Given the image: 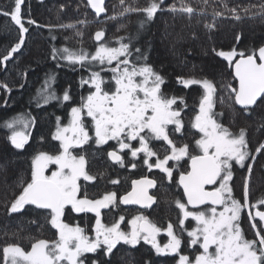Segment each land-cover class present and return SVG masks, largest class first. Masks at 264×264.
Instances as JSON below:
<instances>
[{
  "label": "snow or ice",
  "instance_id": "1",
  "mask_svg": "<svg viewBox=\"0 0 264 264\" xmlns=\"http://www.w3.org/2000/svg\"><path fill=\"white\" fill-rule=\"evenodd\" d=\"M162 3L163 0L159 2L151 0L144 8L125 6L119 15L131 12L144 13L145 19L140 22L143 27L147 21L154 18L158 10H164L161 8ZM22 4L23 0H14L10 10L0 9V15L10 18L19 29V42L0 58V64L8 61L25 42V34L29 29L25 27L22 19ZM88 4L97 16L105 11L103 0H88ZM120 4L125 5V0H120ZM167 10L174 14L186 13L189 16L195 11L193 7L185 4L184 0H180L179 7L172 4ZM231 11L235 19H241L236 14V9ZM245 12L249 10L245 9ZM260 14H264V6H261ZM214 15L219 17L223 14L216 12ZM26 22L30 25L36 23L32 19ZM214 26L205 25L209 30ZM59 27L75 26L70 24ZM76 34L82 36L79 31ZM104 36L103 30L95 32L94 38L98 46L94 53L83 47L57 49L53 46L51 49L53 60L62 59L69 65L89 68V78L87 80L82 78L81 83L90 84L94 91H90L86 97H81L79 106L71 108L67 125L61 126L60 118L57 117V127L52 139L59 141L58 153L53 155L39 152L33 157L31 181L23 187L8 208L9 214L21 212L26 205L47 210V223L55 229L56 238L51 241L36 239L31 243L30 250H25L19 245H7L2 250L4 264H86L85 254H96L98 250H103L104 256L110 258L119 243L135 247L141 240L151 245L158 255H178L177 264H264V235L256 230L257 225L253 223L252 228L256 230L255 239H246L240 225L242 209L249 207V184L253 170V165L246 164L245 161L249 158L255 161L257 158L249 151L246 129L241 128L238 134H235L218 122L216 116L222 114L213 111L216 88L210 80L178 77V82L185 87L200 85L204 93L199 102V111L191 122V127L201 134L194 140L198 152L192 154L188 144L177 146L170 138L169 126L174 125L176 133H180L184 127L181 110L173 107L178 100L185 103L183 97H168L162 91V85L165 84L163 75L151 65L139 63L141 60L146 61L147 57L140 48H134L131 35L127 38H117L118 47L101 42ZM52 39L55 40V37ZM125 39L128 42H124ZM239 39L238 35L237 40ZM217 54L230 65L234 63V74L239 86L228 87L235 96V104L250 114L253 106L264 101V46L249 55L243 52L238 54L235 49L229 52L221 50ZM236 55L240 58L234 61ZM57 67H60L59 62ZM96 67H99V71L93 70ZM101 72H110L112 74L110 80H105ZM50 80H54V76L49 75L43 89L38 90L45 103L61 99L49 88ZM108 84H113L114 89L111 87L106 89L105 85ZM4 87L7 89V85ZM70 99V92L65 89L62 100ZM85 114L91 120L94 137L89 134L86 127ZM34 123V118L24 117L5 122V126L11 130L9 140L16 149H23L28 143L30 133L26 130ZM92 140L97 146L116 141L118 151L110 150L107 156L121 167L125 166V162L119 153L127 149L133 159L143 153V164L149 171L153 168L159 169L169 181L173 179V169L168 166L169 161L178 163L185 157L190 160V170L182 172L178 180V184L183 188L186 203L181 199H176L174 203L182 214L179 224L182 231L187 232L189 247L199 245L202 249L194 259L180 254L182 239L172 223H168L166 229H161L141 214L127 221L130 230L126 232L121 228L124 216L114 220L110 226L102 222L101 210L116 206L117 201L123 205L150 207L156 202V198L149 195L148 190L156 187L157 181L148 177L133 180L131 190L119 197L114 191L106 192L96 199L89 198L87 194L81 197L80 179L94 181L96 177L86 170V157L74 154L73 149L81 148ZM152 140L163 141L168 146L164 149L162 159L158 152L150 147ZM135 141H138V147L133 144ZM255 152L264 154V142L256 147ZM154 156L156 160L153 163L151 158ZM233 161L236 165L247 167L249 173L244 179L243 202L233 197V189L229 183L233 179ZM49 165H55V170L46 175ZM130 167L136 168L137 164L131 163ZM110 183L118 184L119 181L111 180ZM206 186L213 187L208 190ZM258 203L264 204V199ZM189 205L194 209L202 205L209 207L192 211L189 210ZM68 209L76 214L95 215V223L92 226L94 238L87 235L86 229L79 224L71 226L64 222L62 218ZM255 215L259 221L264 222V211H257ZM189 217L196 223L191 230L184 228L185 220ZM249 219H253L251 214ZM161 231H166L169 237L168 243L163 247L157 242V235ZM212 248L214 251H210ZM92 264H99V261L93 260Z\"/></svg>",
  "mask_w": 264,
  "mask_h": 264
},
{
  "label": "trees",
  "instance_id": "2",
  "mask_svg": "<svg viewBox=\"0 0 264 264\" xmlns=\"http://www.w3.org/2000/svg\"><path fill=\"white\" fill-rule=\"evenodd\" d=\"M151 0H125V5L120 0H103L105 11L99 16L90 10L88 0H23L22 19L29 31L25 34V42L13 56L3 64H0V264H4L3 247L13 244L30 250L31 243L36 239L54 240L55 229L47 223V210L37 209L33 205H26L18 213L9 214L8 208L22 189L31 181L32 159L39 152L57 154L59 142L52 139L57 127V117L60 125L65 126L70 119V110L73 106H79L81 97H86L90 91H94L90 84H82L81 79L87 80L90 69L81 68L80 65H69L67 61L53 60L51 57L52 47L60 49H79L83 47L90 53H94L98 43L94 40V34L103 30L105 36L101 42H107L110 46L118 47L117 38L132 36L134 48H140L147 57V63L156 71L160 72L165 84L162 91L168 97H183L185 103L179 100L174 108L181 110V118L184 127L180 133L174 131L175 126H169L170 138L176 145L188 144L192 154H196L194 140L198 139L199 133L191 127L195 114L199 111V102L204 93L200 85L185 87L178 82V77L184 79L197 78L210 80L215 88L214 112L216 119L235 134L241 128L246 129V140L249 151L254 155L256 147L264 139V101L258 102L250 114L238 109L234 103V95L231 94V85L235 87L231 68L228 62L223 60L217 53L219 51L229 52L233 49L239 54H252L254 50L264 45V14L261 6L264 0H184V3L193 7L194 13L189 16L186 13H172L168 7L172 4L180 6V0H163L161 8L151 21H147L141 27V20L145 19L144 13L123 12L125 6L144 8ZM159 2V0H157ZM14 0H0V9L10 10ZM232 9H236L241 19L234 18ZM248 9L249 12H245ZM220 12L222 16H215ZM256 13V15H252ZM116 17L115 19H109ZM32 19L35 24H27ZM86 21V24L79 23ZM74 25V28L59 27L60 25ZM206 24H214L209 30ZM51 26V28H49ZM77 31L82 33L78 36ZM240 36L239 41L237 36ZM55 37V40L52 37ZM19 42V29L10 18L0 15V58ZM124 42H128L125 39ZM215 49V51H214ZM134 51V49H133ZM236 55L234 59H239ZM59 62L60 67H57ZM115 62L113 63L114 66ZM93 70L99 71V67ZM49 75L54 76L50 80L49 88L54 90L61 98L49 100L45 103L42 94L38 90L43 89L45 80ZM105 80H110V72H101ZM4 85H7V90ZM106 89L113 84L105 85ZM68 89L71 99L63 101L64 90ZM223 101V102H222ZM24 117L34 118L35 123L26 131L30 133L28 143L23 149L12 146L9 136L11 130L5 126V122ZM86 127L89 134L94 137L90 118L84 115ZM21 127V126H18ZM139 146L138 141L133 142ZM150 147L157 151L162 159L168 146L163 141L152 140ZM116 141L97 146L94 140L81 148L73 149L74 154L86 157V170L96 177L94 181L80 180V196L85 194L89 198H100L106 192H116L122 196L130 191L131 183L142 177H148L157 181L151 195L156 198L151 210L138 211L135 208L124 209L120 206L111 207L101 211L102 222L111 225L114 220L124 216L121 223L122 230H127V221L134 215H144L161 229H166L168 223L174 225V229L182 239L180 254L188 255L194 259L201 252L198 245L189 247V239L186 231H182L179 224L180 210L174 201L181 199L185 202L184 195L177 183L178 173L173 174L169 181L167 176L159 169L151 171L143 164V153L135 159L131 157L128 150L120 154L124 158L125 166L109 162L107 152L116 150ZM264 154H259L253 165L252 189L257 194L264 193ZM156 157L151 158L155 162ZM251 158L245 161L250 164ZM136 163V168L130 164ZM179 165V164H178ZM180 166V165H179ZM55 170V166H49V172ZM188 170V166L182 167L181 174ZM48 172V173H49ZM247 167L234 165L233 173L235 197L240 195L242 200V189ZM118 180V184L110 183ZM71 226L84 227L86 234L94 237L92 226L95 223V215L76 214L68 209L62 218ZM36 221V223H33ZM194 222L185 220L184 228L191 230ZM242 231L246 239H250L252 229L250 224H242ZM258 230L264 235V231L257 225ZM254 236V234H252ZM160 246L168 243L169 237L164 234L157 237ZM255 239V237H252ZM86 264H92L98 260L99 264H177L179 256L158 255L149 244L142 241L135 247L125 245L122 242L113 250L110 258L105 257L103 250L96 254H85Z\"/></svg>",
  "mask_w": 264,
  "mask_h": 264
},
{
  "label": "rangeland",
  "instance_id": "3",
  "mask_svg": "<svg viewBox=\"0 0 264 264\" xmlns=\"http://www.w3.org/2000/svg\"><path fill=\"white\" fill-rule=\"evenodd\" d=\"M214 109H215V105H214V108H213V111H214ZM93 132H94V130H93ZM200 133H199V137H200ZM198 137V138H199ZM59 142V141H58ZM13 146V145H12ZM177 146H181V145H177ZM14 147V146H13ZM195 148H196V146H195ZM117 151H118V148L116 149ZM127 150V149H126ZM126 150H124V151H126ZM189 150H190V148H189ZM190 152L192 153V151L190 150ZM120 154V153H119ZM121 155V154H120ZM108 159H109V157H108ZM109 162H110V160H109ZM111 163V162H110ZM188 163H189V159L187 158V157H185V158H183L182 160H180L178 163L176 162V161H169V164H168V166L169 167H171L172 169H173V174L174 173H178V175L180 176V174H179V172L178 171H180L181 172V170H182V167L183 166H185V165H187L188 166ZM233 163V166L235 165V162L233 161L232 162ZM180 166H179V165ZM49 166H51V165H49ZM55 166V165H54ZM49 170V168L46 170V175H50L51 174V172H49L48 171ZM185 171H187V170H185ZM184 171V172H185ZM49 172V173H48ZM179 176H178V178H179ZM178 178H177V181H178ZM80 180H83V178H81ZM252 185H253V180L251 179V177H250V184H249V188L250 187H252ZM180 191H181V189H180ZM242 192H243V194H242V200L244 199V186H243V189H242ZM249 194H250V191H249ZM240 195H238L237 194V196L236 197H234L235 199H237V200H240V197H239ZM184 199H185V197H184ZM249 200H250V197H249ZM185 202H186V200H185ZM241 202H243V201H241ZM116 206H120V204L118 203V201H117V205ZM116 206H110L109 208H111V207H116ZM121 207V206H120ZM209 207V206H208ZM108 208V209H109ZM123 208V207H122ZM108 209H102L101 211H103V210H108ZM124 209H126V208H124ZM218 210H219V208H218ZM139 211V210H138ZM92 214V213H91ZM251 214V216H252V212H251V202H249V207H247V208H244V209H242V214H241V220H243L244 219V221H245V223H249L250 224V227H251V229H252V233H250V237H255L256 236V230H257V228H256V230H254L253 228H252V224L254 223V221H253V219L252 220H250L249 219V215ZM135 216H137V215H135ZM134 217V215L132 216V218ZM246 218V219H245ZM248 218V219H247ZM188 220H190V221H193L194 223V225L193 226H196V223H195V221L194 220H192L190 217L188 218ZM241 220H240V222H241ZM256 224V223H255ZM241 225V224H240ZM127 230H125L126 232L127 231H129L130 230V225H128V227L126 228ZM162 234H164V235H166V231H161L158 235H157V237H159V236H162ZM252 234H254V236H252ZM186 237H188L187 236V233H186ZM94 238V237H93ZM188 239H189V237H188ZM142 241V240H141ZM157 242H158V238H157ZM161 247H163V246H161ZM198 247H199V245H198ZM212 251H214V249L212 250Z\"/></svg>",
  "mask_w": 264,
  "mask_h": 264
},
{
  "label": "flooded vegetation",
  "instance_id": "4",
  "mask_svg": "<svg viewBox=\"0 0 264 264\" xmlns=\"http://www.w3.org/2000/svg\"><path fill=\"white\" fill-rule=\"evenodd\" d=\"M258 105V104H257ZM255 108V107H254ZM253 109V108H252ZM262 142H264V139L262 140ZM254 155H256V159H255V161L258 159V155L259 154H254ZM263 157H264V155H263ZM255 161H251V163L250 164H252V165H254V163H255ZM189 165H190V160H189V163H188V170H189ZM234 167V166H233ZM254 170V169H253ZM253 170H252V173H251V179H252V176H253ZM262 171H264V168L262 169ZM249 175V173H248V169H247V172H246V175H245V177L246 176H248ZM233 177H234V173H233ZM234 179V178H233ZM231 180L229 183H230V186L232 187V189H233V196L235 197V191H234V181L235 180ZM208 190H211L212 188H207ZM249 191H250V194H249V197H250V200H249V202H251V212H252V217H253V221H254V223H256V225H259L260 226V228H261V230L262 231H264V226H263V223H260V221L259 220H256L255 219V216H254V214H255V211H263L264 210V206H263V204H260V203H258V201H260L261 199H264V193L262 194V193H259V194H257L256 193V191L254 190V189H252L251 187L249 188ZM240 201H243V200H240ZM186 203V202H185ZM252 205H255V207H252ZM208 206H205V207H202V208H198V209H195V210H192V209H190V207L188 206V208H189V210H192V211H196V210H204V209H206ZM138 210V209H137ZM246 219V218H245ZM248 219V218H247ZM188 220V219H187ZM190 221V220H189ZM247 224V223H245V221H244V219L243 220H241V222H240V224ZM241 228H242V226H241ZM257 230H258V227H257ZM250 239H253L252 237H250ZM201 251H202V249H200ZM213 249H210V251H212Z\"/></svg>",
  "mask_w": 264,
  "mask_h": 264
},
{
  "label": "water",
  "instance_id": "5",
  "mask_svg": "<svg viewBox=\"0 0 264 264\" xmlns=\"http://www.w3.org/2000/svg\"><path fill=\"white\" fill-rule=\"evenodd\" d=\"M89 7H90V10L93 12V13H95V11L92 9V7L89 5ZM103 13V12H102ZM96 14V13H95ZM101 14V13H100ZM94 40H95V38H94ZM95 42L97 43V41L95 40ZM264 46V45H263ZM223 60H225L223 57H221ZM238 60V59H237ZM226 62H228L227 60H225ZM257 62H259L258 61V56H257ZM234 63H233V65H232V68H231V72H232V75H233V79H234V81L237 83V86H236V88H238V80H236V78H235V74H234ZM234 103H235V96H234ZM236 106L238 107V109H241V110H243L242 108H241V106H239V105H237L236 104ZM255 106H253L252 108H254ZM109 160H110V162L112 163V164H117V163H115L114 161H112L110 158H109ZM189 170H190V165H189ZM143 178V177H142ZM139 179H141V178H139ZM139 179H137V180H139ZM151 179V178H150ZM178 180H179V178H178ZM177 183H178V181H177ZM131 185H132V183H131ZM179 187H180V189H181V192H182V194H183V188L179 185ZM213 186H206V188H212ZM155 189V187L154 188H151V189H149L148 191H149V195H151V192L153 191ZM131 190V189H130ZM151 196H153V195H151ZM185 200H186V198H185ZM34 206V205H33ZM120 206L121 207H123V208H126V209H129V208H135V209H138L139 211L140 210H142V211H146V210H151L153 207H154V203L150 206V207H141L140 205H123V204H120ZM205 206H208V205H202V206H199L198 208H202V207H205ZM263 206H264V204H263ZM189 207H190V209H192V210H195L194 208H192L190 205H189ZM198 208H196V209H198ZM264 211V210H263ZM256 212L257 211H255V214H256ZM254 214V216H255V219L256 220H259V218L258 217H256V215ZM260 223H263V226H264V222H261L260 221ZM212 249H214V248H212Z\"/></svg>",
  "mask_w": 264,
  "mask_h": 264
},
{
  "label": "bare ground",
  "instance_id": "6",
  "mask_svg": "<svg viewBox=\"0 0 264 264\" xmlns=\"http://www.w3.org/2000/svg\"><path fill=\"white\" fill-rule=\"evenodd\" d=\"M235 60H237V59H234V61ZM229 63V62H228ZM233 65V64H232ZM233 76V75H232ZM234 80V79H233ZM234 83H236L235 81H234ZM236 86H237V83L235 84V88H236ZM230 92H231V90H230Z\"/></svg>",
  "mask_w": 264,
  "mask_h": 264
}]
</instances>
